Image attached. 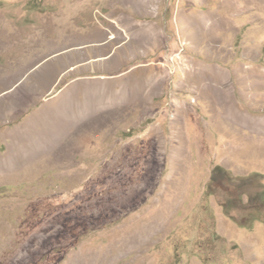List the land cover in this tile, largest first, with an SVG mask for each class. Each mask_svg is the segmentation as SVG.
<instances>
[{
  "label": "rangeland",
  "instance_id": "obj_1",
  "mask_svg": "<svg viewBox=\"0 0 264 264\" xmlns=\"http://www.w3.org/2000/svg\"><path fill=\"white\" fill-rule=\"evenodd\" d=\"M83 61L111 83L100 119L28 153L7 131L35 70L58 85ZM255 176L264 0H0V264H264V221L223 208L243 216L231 184Z\"/></svg>",
  "mask_w": 264,
  "mask_h": 264
},
{
  "label": "crops",
  "instance_id": "obj_2",
  "mask_svg": "<svg viewBox=\"0 0 264 264\" xmlns=\"http://www.w3.org/2000/svg\"><path fill=\"white\" fill-rule=\"evenodd\" d=\"M86 65L89 62L83 61L66 68L63 72L66 79L58 85L52 80L43 86L42 74L35 70V100H30L35 107L24 116L21 128L8 130L7 136H12L16 143L21 141L28 153L39 156L43 152H51L55 139L63 135L62 129L77 128L81 121L87 119L96 121L95 118L102 115L103 96L108 94L111 83L101 75L76 73ZM48 85L50 89L56 86L53 93L43 91ZM38 87L42 91L40 98Z\"/></svg>",
  "mask_w": 264,
  "mask_h": 264
},
{
  "label": "trees",
  "instance_id": "obj_3",
  "mask_svg": "<svg viewBox=\"0 0 264 264\" xmlns=\"http://www.w3.org/2000/svg\"><path fill=\"white\" fill-rule=\"evenodd\" d=\"M262 177V176H260ZM232 178L227 170H225L222 166L217 165L212 171L211 174V183L215 184L218 180L220 182L230 181ZM255 177H240L239 181L233 182L232 187L235 188L234 193L235 197L237 194V201L240 203L241 207L238 206L240 210V215H243L246 218V221L241 222L240 218H244L243 216L236 217L235 215H231L232 209L237 208V204H235V198L232 200H227L223 203V208L225 214L230 218L234 219L239 225L244 227H252L254 222L257 221H264V215H262V209L264 208V184L260 181H255ZM253 182H256L258 187H263L262 189L258 190L255 193H252L248 196L247 201H243L244 190L251 186ZM244 188V189H243ZM212 193V192H211ZM253 211L257 213V216H252Z\"/></svg>",
  "mask_w": 264,
  "mask_h": 264
}]
</instances>
